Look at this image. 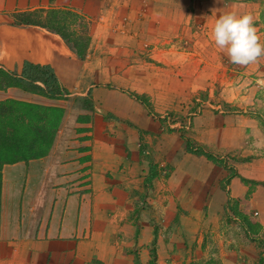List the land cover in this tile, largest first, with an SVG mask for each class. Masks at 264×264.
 Listing matches in <instances>:
<instances>
[{
	"label": "crops",
	"instance_id": "crops-1",
	"mask_svg": "<svg viewBox=\"0 0 264 264\" xmlns=\"http://www.w3.org/2000/svg\"><path fill=\"white\" fill-rule=\"evenodd\" d=\"M68 11L88 25L86 60L48 28L14 25L24 13H40L46 23L51 13ZM229 12L252 14L259 35L255 1L0 0V70L21 77L26 62L49 66L63 93L52 99L17 86L0 90L5 125L14 114L17 123L23 106L37 115L63 112L50 143L0 171V264H148L145 213L137 235L134 226L144 201L167 208L166 223L175 227L209 217L210 224L230 207L258 211L255 241L263 239L264 125L260 112L242 110L258 92L243 81L264 82V72L241 84L234 77L262 68V57L239 66L215 46L212 26ZM202 96L206 106L197 108L189 138L234 167L227 184L230 172L196 155L177 132L166 133L146 104H176L170 108L182 120ZM85 100L89 110L80 108ZM161 164L170 178L151 181ZM175 237H159V264L170 261L162 251L174 250L164 246ZM241 252V264H264L255 248Z\"/></svg>",
	"mask_w": 264,
	"mask_h": 264
},
{
	"label": "rangeland",
	"instance_id": "rangeland-1",
	"mask_svg": "<svg viewBox=\"0 0 264 264\" xmlns=\"http://www.w3.org/2000/svg\"><path fill=\"white\" fill-rule=\"evenodd\" d=\"M244 1H255L261 6V16L259 18L260 20L258 22V26L260 27V42L264 44V0ZM261 57L262 59L260 64H262V68H259V65L254 64L250 70L248 68L247 71L244 70L245 74L240 71H238L240 73L239 75L234 74V77L239 79L240 84L246 76L250 75L251 72L254 73L253 77H256V75L262 71L264 72V56ZM258 78L259 77H257V79ZM243 83L245 86H256L258 88V92L256 95L252 94L255 97L250 102H248L246 110L242 111L260 112L258 116L256 113V116L262 121L264 125V82L258 81L256 79H246L243 81ZM243 87L244 86L240 87L241 90H243ZM198 98L199 101L197 104V98H193L194 109L192 112L189 110L188 113H184L182 120L181 114H177L174 108H170L177 106L176 104L167 105L165 107H163L162 104H153L151 102H147L146 104L149 103L148 105L149 108H151V112L155 117L159 118V121L162 123L163 130L166 133H173L174 131L177 132L179 137L189 141L188 148L191 150L193 148L192 151L196 153V155L206 157L210 162H213L215 165H218L219 167L230 172V176L226 180L227 184L228 180L232 177H235L237 174L234 167H230L229 163L226 164L227 162H224L220 159L218 160V157L213 153L201 150L199 147L197 149L194 147L196 144L190 141V126L192 125L194 118L199 115V112L196 110L198 108V111H201L206 106L205 103L207 99L204 97ZM222 106L225 108L227 113L231 111L228 106H224V104ZM80 108L83 110H89L91 108V102L85 100ZM156 108H159L162 111L156 112ZM208 154L213 156L215 159L213 160L212 158L208 157ZM161 166L159 167L158 172H151V181L154 178L158 179L160 177L164 178V180H168L170 178L171 170L169 165L161 164ZM154 175L155 177H153ZM154 206H156V204ZM231 208L232 207L229 208L230 212L226 211L222 217H217L219 219L212 221L210 224L207 223L210 220L209 217L206 220V224L204 225H198L190 221L188 223L185 221L175 227L166 223L167 213L169 211L167 208H153L152 204H149L146 201L141 202L139 207L135 210L134 226L137 229V235V232L141 226L140 219L143 213H145V219L150 223L149 229L152 237V240L149 241L147 245H145L147 246L146 258H148V264H159L158 250L160 248L158 247V239L160 236L167 238L169 234L172 235L173 232H175L177 236L174 238L175 241L173 240L172 242H166L164 247L169 248L167 245L170 244L172 249V245H174V250L172 252L170 249L168 252H165V250L162 251L166 258L170 259L168 264H241L245 258L241 250H253L254 248L258 253L259 261L263 263L261 259H263L262 256L264 253V237L261 241H255V236L259 237L257 236L258 231L255 230L254 225V223L258 222L260 218L258 211L250 210V212L242 215V211H240V209L236 207H233L232 209ZM178 228L182 230L179 231ZM139 252L140 250L136 249L135 253L137 259ZM163 264L166 263L163 262Z\"/></svg>",
	"mask_w": 264,
	"mask_h": 264
},
{
	"label": "trees",
	"instance_id": "trees-1",
	"mask_svg": "<svg viewBox=\"0 0 264 264\" xmlns=\"http://www.w3.org/2000/svg\"><path fill=\"white\" fill-rule=\"evenodd\" d=\"M60 14L65 15V18L61 19L59 17ZM40 19V13H24L18 15V19L14 25L48 28L61 36L66 44L77 54L79 59L86 60L91 38L87 31L88 25L82 18L74 12L68 11L51 13L46 23ZM78 22H80L81 30L75 28ZM39 83H42L44 87L40 86ZM11 86H17L30 92L46 95L52 99L63 97L54 70L49 66H39L26 62L21 77L11 76L4 70H0V90ZM12 105L15 106L14 104ZM17 106L22 105L17 104ZM17 106L13 108L17 110ZM23 107L26 110L28 108V110L17 116L18 124L16 120H13L15 114L10 116L12 119L9 118L6 121V125L0 119V171L4 165L14 164L21 160V156L25 157L24 159L29 158L37 146H44L47 140L50 143L52 135H55L60 128L63 116L61 110H51L49 116L46 113L44 115H37L33 113L36 112V109L29 106ZM27 120L29 124L26 123ZM37 121H45L46 125L38 124ZM208 157L213 160L215 159L209 154Z\"/></svg>",
	"mask_w": 264,
	"mask_h": 264
},
{
	"label": "clouds",
	"instance_id": "clouds-1",
	"mask_svg": "<svg viewBox=\"0 0 264 264\" xmlns=\"http://www.w3.org/2000/svg\"><path fill=\"white\" fill-rule=\"evenodd\" d=\"M211 38L233 64L247 66L264 56V44L260 42L250 13L229 12L218 16L212 26Z\"/></svg>",
	"mask_w": 264,
	"mask_h": 264
}]
</instances>
